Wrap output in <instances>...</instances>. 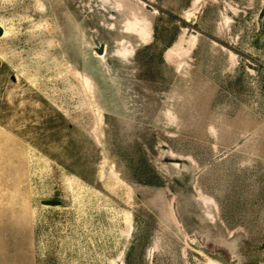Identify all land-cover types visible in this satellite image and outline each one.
<instances>
[{"label": "rangeland", "instance_id": "1", "mask_svg": "<svg viewBox=\"0 0 264 264\" xmlns=\"http://www.w3.org/2000/svg\"><path fill=\"white\" fill-rule=\"evenodd\" d=\"M0 264H264V0H0Z\"/></svg>", "mask_w": 264, "mask_h": 264}, {"label": "bare ground", "instance_id": "2", "mask_svg": "<svg viewBox=\"0 0 264 264\" xmlns=\"http://www.w3.org/2000/svg\"><path fill=\"white\" fill-rule=\"evenodd\" d=\"M119 181V180H118Z\"/></svg>", "mask_w": 264, "mask_h": 264}]
</instances>
